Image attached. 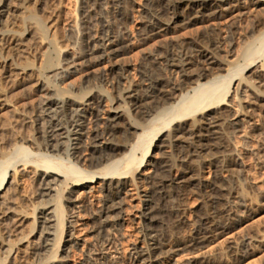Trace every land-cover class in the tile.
Masks as SVG:
<instances>
[{
	"label": "bare ground",
	"instance_id": "1",
	"mask_svg": "<svg viewBox=\"0 0 264 264\" xmlns=\"http://www.w3.org/2000/svg\"><path fill=\"white\" fill-rule=\"evenodd\" d=\"M114 1L118 4L128 3L129 6L134 5L136 0ZM96 2L98 0H83L81 42L75 57L79 65H90L104 59L110 61L113 57L125 53L130 43V34L126 28L131 17L129 10H123V7L118 14L115 12L119 22H114V19L112 23L109 21L111 19L99 21L94 19L91 11L86 13L84 9L88 4ZM243 4L262 7L261 18H258L251 28L252 35H260L256 41L245 43L236 54L228 48V36L233 30L219 27V21L225 15L241 8ZM143 9L146 19L138 28L140 38H149L161 31L174 29L180 24L191 26L201 21H211L214 27H209L210 30L192 40L178 39L162 45L156 52L144 56L134 72L128 65L111 67L99 78L101 94H94L81 103L76 99L85 98L89 93L88 86L84 88L88 90L87 93L82 89L77 92L70 89L57 91L49 96L41 103L39 118L43 123L37 159L30 161L27 153L20 149L14 155L15 160L6 163V169L0 165V198L8 169L20 164L25 170L27 166L30 167V162L44 170L40 175L42 197H51L55 192L60 194V185L71 181L79 182L77 186L88 191L96 189L97 186H91L92 184H98L103 196L99 209L93 216L97 237L90 247L86 246L90 254L84 264H120L116 255L109 256L107 252L115 247L111 233L121 225L122 214L127 212L125 198L128 196L127 188L130 184L137 189L139 184H142L146 189L140 196L142 208L136 215L142 224L141 232L146 242L133 249L135 254L132 264H154L167 248L155 234V222L162 213L159 202L169 195L170 190L180 192L177 197L181 202L190 195H201L206 208V212L194 220L186 218L184 205L171 210V215L177 219L176 232L192 226L187 229L183 240L180 238L182 243L176 244L175 249L183 247L199 250L210 239L228 230L236 222L235 217L240 209L248 210L251 203L249 201L252 199L246 192L248 182L242 181L241 154H238L240 152L236 150L230 133L231 129L240 128L242 120L229 121L232 109L225 99L220 98H225L231 87L234 92L243 93L238 100L239 111L244 113L246 122H252L250 124L253 125L255 121H262L261 125L264 127V110H259V114L254 112L257 111L254 109L256 101H264V63L255 65V56L264 54V0H148ZM117 23L121 26L120 31L115 28ZM40 30L43 31V28ZM128 30L130 31L129 28ZM52 46L53 44H50L49 47ZM230 57H235V66L226 65ZM60 65L61 61L49 53L40 65V73L43 75L44 71ZM69 67L70 65H67L62 69L66 73ZM64 71L56 76L63 75ZM175 73L177 79L173 80L170 76ZM86 83L89 84V80ZM191 92L195 94L192 97L189 96ZM65 93L74 94L76 99L63 98ZM115 94L117 96H114ZM113 102L128 106L129 116L132 118L141 116L144 119L158 113V119L148 127L151 139L144 147L145 154L141 159H133L131 155L123 160L117 158L124 149L119 142L115 143L120 138L117 121L123 116H107L104 108ZM172 123L178 125L164 138L172 141L169 142L173 149L170 153L171 159L155 165L153 172L131 176L128 172L132 165L130 162L133 161L138 167L144 164L153 140ZM83 143L85 149L90 151V159H85L82 155ZM136 148L138 147L133 149ZM43 150L46 151L45 154ZM58 154L67 160L66 167L63 168V165L52 161ZM105 164L107 166L99 172L78 169L80 166L97 168ZM205 166L212 170L207 176L202 172ZM193 173H198L199 177L194 179ZM98 176L103 177L100 182L95 181ZM85 191L79 197L86 194ZM67 201L71 202V199L68 197ZM60 203L61 199L59 206L44 209L40 220L37 219L39 235L34 254L39 264H49L43 262L47 251L51 250V247L59 248L57 240L63 232V215L66 211ZM250 244L246 242L244 246L248 247ZM235 247L230 246L227 249L232 251ZM175 249L171 247L170 250L176 251ZM55 254L54 250L51 258L58 260L55 259L50 264H65L63 258L59 259Z\"/></svg>",
	"mask_w": 264,
	"mask_h": 264
},
{
	"label": "rangeland",
	"instance_id": "2",
	"mask_svg": "<svg viewBox=\"0 0 264 264\" xmlns=\"http://www.w3.org/2000/svg\"><path fill=\"white\" fill-rule=\"evenodd\" d=\"M112 1L114 0H98L97 4H88L84 8L85 12L91 11L94 19L99 21L111 19L109 21L112 23L113 19L114 22H119L117 14L123 7H125L123 10H129L128 14L130 13L131 17H129L128 26L126 25L130 34L129 47L127 46L125 53L113 57L110 61L104 59L90 65H79L75 57L81 42L83 0H0V165L4 166V169H6L8 161L15 160L14 155L20 149L27 153V158L30 161L37 159V148L41 142L43 123L39 115L41 103L46 98L56 94L57 91L73 89L77 92L82 89L84 93H87L89 90L83 100L76 99L74 94H64L63 98L76 99L81 103L94 94H101L99 78L111 67L128 65L134 72L144 56L156 52L162 45L178 39L192 40L203 32H207L209 27L210 29L214 27L211 21H201L191 26L180 24L174 29L161 31L149 38H140L138 28L146 19L143 8L148 0H136L134 5H129L130 7L128 3L123 2L125 6L123 3L118 4ZM261 9L262 7L257 8L243 4L241 8L225 15L219 21V23L221 22L219 27L233 30V33L228 36L230 42L228 48H231L232 52L239 53L245 43H252L259 37V33L251 34V28L254 22L261 18ZM130 10L132 11L130 12ZM229 26L231 27L229 28ZM41 27L43 31L40 30ZM115 28L121 30L118 23ZM50 44H53L54 47L50 48ZM49 53L57 57L61 61V65L44 71L42 75L40 65ZM260 54L261 57L255 56V65L258 66L264 63V54ZM228 64L235 66V57H230L226 62V65ZM67 65L70 67L65 73L62 67ZM63 71V75L56 76ZM170 77L176 80L177 74ZM87 80H89V84L86 83ZM87 86L88 90H84ZM233 92L234 88L231 87L229 94L220 100L225 99L232 109L229 121L231 119L242 120L240 128L231 129L230 133L236 150L240 152L237 153L241 154L242 167L239 169L243 174L242 181L248 182L246 192L252 198L249 201L251 202L249 208L247 211L240 209L235 217L236 222L225 232L210 239L199 250L183 247H179L183 248L182 250L175 249L176 244L182 243L187 229L192 226L187 229L183 228L184 231L176 232L177 219L171 215V210H176L184 205L186 218L194 220L202 216L206 212V208H204V198L201 195H190L184 202H181L177 197L180 192L170 190L169 195L159 202L162 213L155 222V234L166 244L167 248L163 251L165 255L160 254L154 264H199V262L200 264H264V127L261 125L262 121H255L253 125L250 124L252 122H246L244 113H241L237 107L238 100L243 93ZM235 94L237 95L235 96ZM194 95L193 92L189 94L190 97ZM256 103L254 109L257 111L254 112L259 114V110H264V101H256ZM104 108L107 116L118 114L124 118V120L122 118L117 121L120 138L115 143L119 142L121 146H124L117 158L123 160L131 155L133 159H141L145 154L143 149L151 139L148 127L158 119V113L144 119L141 116L132 118L129 116V107L124 104L119 105L113 102ZM176 125L178 123L170 124L153 140L144 164L138 167L134 165L133 161L130 162L132 165L128 172L131 176L143 172H153L155 165L158 166L171 159L172 154L170 153L173 152V149L169 142L172 141L164 138ZM82 146V155L85 159H90V151L85 149V143ZM135 146L138 148L133 149ZM45 152L43 150L44 154ZM63 157L58 154L52 158V161L54 160L55 164L63 165L64 168L68 162L65 158L62 159ZM19 165L8 169L4 190L1 193L2 198H0V264H39L34 254V248L38 246V220H40L44 209L50 206H59V199H61L60 205L66 210L63 215L65 221L62 227L63 232L61 234L58 231L61 234L57 240L59 248L51 247L43 262L46 261L49 264L54 262L56 258L52 259L51 257L55 250L56 257L63 258L65 264H84L90 254L87 247H90L97 237L93 216L99 209L103 196L98 184H92L91 186H97L96 189L88 191L82 189L84 187L77 186L79 182L71 181L68 184L60 185V194L55 192L51 197H42L40 185L42 177L40 175L44 170L39 169L36 164L31 162L30 167L27 166L25 170ZM86 165H88L87 162ZM106 166L107 164L97 168L80 166L78 169L99 172ZM208 168V166L204 167V171H202L204 176L212 172L211 168ZM197 174H192L194 179L199 177ZM102 179V176H98L95 181L100 182ZM139 186V189L132 184L128 186V196L125 198L127 212L122 214L121 225L111 233L115 247L107 253L109 256L116 255L120 264H132L131 261L135 254L133 249L141 247L146 242L141 232L142 224L136 217L142 208L140 196L146 190L145 185L139 184ZM83 191L87 193L79 197ZM68 197L71 202L67 201ZM18 220H21L20 223H17ZM246 242L251 243L250 246L245 247ZM238 244H243V246H238ZM230 246H236L235 250L227 249ZM171 247L176 251L170 250Z\"/></svg>",
	"mask_w": 264,
	"mask_h": 264
}]
</instances>
